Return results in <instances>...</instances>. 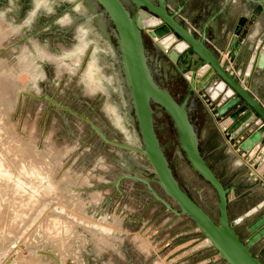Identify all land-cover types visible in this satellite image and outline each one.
I'll list each match as a JSON object with an SVG mask.
<instances>
[{
  "label": "rangeland",
  "instance_id": "1",
  "mask_svg": "<svg viewBox=\"0 0 264 264\" xmlns=\"http://www.w3.org/2000/svg\"><path fill=\"white\" fill-rule=\"evenodd\" d=\"M70 1L0 0V264H224L185 215L163 233V243L151 242L146 229L159 212L164 214L156 225L174 215L155 202L140 229L135 221L152 197L138 182L122 180L119 193L113 187L121 174L152 177L144 157L102 144L81 120L27 97L47 95L88 117L108 139L140 144L119 69L112 65L114 42L80 25L78 5ZM143 41L152 59L146 33ZM159 60L155 79L180 102L186 83L164 55ZM193 100L191 106L198 103ZM153 109L159 143L180 188L216 222L213 189L189 168L169 118ZM205 130L211 143L199 145L200 152L222 184L230 186L243 167L226 144L211 152L217 133ZM255 152H245L247 160ZM250 163L245 174H255L261 184L263 176ZM151 186L177 209L155 183ZM242 209L241 202L229 205L231 217ZM253 217L235 226L240 237ZM259 244L250 251L264 264Z\"/></svg>",
  "mask_w": 264,
  "mask_h": 264
},
{
  "label": "water",
  "instance_id": "2",
  "mask_svg": "<svg viewBox=\"0 0 264 264\" xmlns=\"http://www.w3.org/2000/svg\"><path fill=\"white\" fill-rule=\"evenodd\" d=\"M81 1L100 6L106 16V22L112 26L111 35L115 43L114 63L119 69L124 95L136 122L139 146L108 139L88 117L77 114L47 95L35 97L26 94L27 97L44 99L61 110L64 115L69 114L81 120L88 125L92 134L97 136L102 144L124 150L128 155L135 153L144 157L153 176L143 178L140 175L121 174L113 183L117 193L122 180L138 182L146 188L153 202L160 203L166 211L176 217L187 216L200 233L207 236L210 247L224 264H263L250 249L264 237L262 208L264 203L259 207L258 216L245 227L248 237L245 240L240 239L235 231V225L251 216L253 212H258L259 209L247 213L235 223L229 220L228 197L236 187L224 186L203 158L199 149L197 129L190 117V102L197 96H203V99L210 103L213 114L216 120L221 122V126L222 123H227L225 127L232 141L236 142L238 135L242 134L234 149L242 155L256 147L255 151L257 150L258 153L254 159H251L250 165L258 167L264 162V103L259 102L251 94L246 82H243V77L237 76L232 67L233 59L241 46V40L238 39L239 27L234 29L223 51L229 54V59L226 60L207 46V24L201 26L199 34H195L179 21L180 10L170 11L165 0H128L135 8L133 13L129 12L122 0H78L73 5ZM246 1L258 4L260 7L264 6V0ZM151 17L158 20L157 25L150 29L157 40L173 36L174 42L185 44L186 47L183 51L175 53L173 60L152 40V36L144 31L142 21ZM144 33L152 40L153 47L171 62L175 71L186 83V93L180 102H177L155 79L143 41ZM173 49L174 46L171 45L169 51ZM257 56L259 59L255 61V67L262 68L264 52L259 49ZM180 59L186 64L184 72L179 66ZM204 67L206 73L198 81L197 73ZM214 80L221 84L216 97L208 93V87ZM153 107H157L158 112L164 113L169 118L175 132L176 144L189 168L213 189L217 198L216 222L180 188L175 179L155 131ZM247 140L250 142L248 149L244 147ZM248 157L249 155H244L245 159ZM250 177L255 180V174H250ZM151 183H155L164 196L175 203L177 209L160 196L152 188Z\"/></svg>",
  "mask_w": 264,
  "mask_h": 264
},
{
  "label": "crops",
  "instance_id": "3",
  "mask_svg": "<svg viewBox=\"0 0 264 264\" xmlns=\"http://www.w3.org/2000/svg\"><path fill=\"white\" fill-rule=\"evenodd\" d=\"M187 1L189 3L188 8L183 14L178 16L179 21L186 25V27L195 34H199L201 26L207 24L206 44L215 53L220 54L225 50L234 29L239 27L238 39L241 40V46L233 59L232 67L237 76L240 78L243 77V82H246V87H249L251 94L259 100V102L264 103V61L262 68L255 67V61L259 59V56H257L258 50L261 49L264 52V6L260 7L258 4H253L246 0ZM185 68L186 64H183V72ZM196 98L198 103L191 106L190 117L197 129L199 145H207L211 143L210 135L209 133H206L207 131L205 130L208 126L215 130L218 137V141L210 151L219 152L225 143H223L221 135L217 132L215 122L210 118L208 110L203 105L200 98L198 96ZM198 109H200L201 112H198ZM203 131L204 134H202ZM240 135L242 134L238 135L237 140L240 139ZM256 153H258V151H256L255 154ZM229 154L233 157V161H236L239 166H242L243 168H246L248 163L251 162V160L249 161L246 159V161H242V158L235 157L231 150ZM248 158L250 159V157ZM243 168L237 169V172H235L231 185H234L236 189L231 192L228 197V217L229 220L234 223L247 213L259 209L264 203V176L263 179H261L262 183L259 184L258 178L253 180L251 177H248ZM257 168L259 170H264V162ZM232 201L243 203V209L234 213L231 217L229 213V205ZM154 204L155 202L152 200L149 201L135 221L140 229H142L143 222L145 221L144 213L147 210H151ZM262 208L264 209V206ZM257 211L258 212H253L251 215L254 216L253 219L258 216L260 209ZM163 214L162 212H159V216H157L156 219L153 220V223L146 229V231L151 230L147 238L157 246L165 241V238H162L163 233L169 231L175 222L182 220V217L174 216L165 219L161 225H156L155 223L160 220V217L163 216ZM253 219H251V221ZM239 224L240 223L235 226ZM247 237L248 233L246 230L244 237L239 236L242 240H245ZM259 242L260 244L258 246H260V249L262 250L264 248V237H262ZM179 246H182V244ZM126 263L132 264L133 262L128 260Z\"/></svg>",
  "mask_w": 264,
  "mask_h": 264
},
{
  "label": "flooded vegetation",
  "instance_id": "4",
  "mask_svg": "<svg viewBox=\"0 0 264 264\" xmlns=\"http://www.w3.org/2000/svg\"><path fill=\"white\" fill-rule=\"evenodd\" d=\"M78 0H71V4L76 3ZM124 5L127 7L130 13H133L135 11V8L128 0H122ZM152 1V0H151ZM167 4V8L170 11L174 10H180L179 15L183 14L185 10L188 8V1L187 0H165ZM78 5L76 11H78L77 14V21H79V24L82 25L84 28H87L94 34L100 33L105 39H109L112 42H114L113 37L111 35V28L112 26L106 22V16L102 13V9L100 6L93 4V3H87L86 1H81L80 3H77ZM115 46V43H114ZM146 48V47H145ZM154 56L152 59H149L150 66L152 68L154 77H157L156 68H160V58H162V55L159 51H157L153 47ZM113 68H117L115 64H112ZM180 68L183 67V62H180ZM174 69V67H173ZM175 70V69H174ZM170 93V92H169ZM171 94V93H170ZM173 97V96H172ZM174 98V97H173ZM44 100V99H41ZM45 101V100H44ZM129 108V107H128ZM130 110V109H129ZM150 178V177H148Z\"/></svg>",
  "mask_w": 264,
  "mask_h": 264
},
{
  "label": "bare ground",
  "instance_id": "5",
  "mask_svg": "<svg viewBox=\"0 0 264 264\" xmlns=\"http://www.w3.org/2000/svg\"><path fill=\"white\" fill-rule=\"evenodd\" d=\"M32 17V16H31ZM157 23H158V20L156 19V18H153V17H151L150 19H146V20H143L142 21V26H143V29H144V31L147 33V34H149V35H151L152 36V40L153 41H155L158 45H159V47L160 48H162L163 49V51H166L167 52V54H168V56L173 60L174 59V57H175V53H179V52H181V51H183V49L186 47L185 46V44L184 43H182V42H174L175 41V39H174V37L173 36H167V37H164V38H162V39H160V40H157L155 37H154V35H152V31L150 30L152 27H154L155 25H157ZM174 43V44H173ZM93 45V44H92ZM171 45L172 46H174V49H173V51H169V49H170V47H171ZM101 51V50H100ZM206 71V67H204V68H202L198 73H197V76H196V78L198 79V81L205 75V72ZM188 75V74H187ZM87 80L88 81H90V77L88 76V78H87ZM221 89V84H219V82H217L216 80H214L213 82H212V84L208 87V93H209V95H211L212 97H216V95L218 94V91ZM227 125V123H222V127H225ZM249 145H250V142L247 140V141H245V143H244V147L246 148V149H248V147H249ZM255 149H256V147L253 149V150H250L249 151V155L250 156H252V154L254 153V151H255ZM260 176L261 175H263L264 174V170H259V173H258ZM21 180V179H20ZM23 182V181H22ZM30 186V185H29ZM17 188H18V186H17ZM73 188V187H72ZM71 189V188H70ZM51 204V203H50ZM48 208V207H47ZM66 209H64V211H65ZM63 211V212H64ZM41 215H42V213H41ZM59 217V216H58ZM61 217V216H60ZM40 218V217H39ZM57 220V219H56ZM46 221H49V219L48 220H46ZM59 221V220H58ZM62 221V220H61ZM65 221V220H64ZM66 221H67V219H66ZM53 222V221H52ZM71 222V221H70ZM34 223H35V221H34ZM51 223V222H50ZM55 223V222H54ZM64 223V222H63ZM72 223V222H71ZM87 223V222H86ZM57 224V223H56ZM59 224H61V223H59ZM48 225V224H47ZM66 225V224H65ZM73 225V224H72ZM42 226H44V224L42 225ZM56 226V225H55ZM57 226H58V224H57ZM59 226H62V224L61 225H59ZM64 226V225H63ZM102 226V225H101ZM30 227V226H29ZM54 227V226H53ZM71 227V226H70ZM94 229L95 228H98V226H96V225H93L92 226ZM105 227V226H104ZM45 228V227H44ZM59 228V227H58ZM67 228V227H66ZM65 228V229H66ZM102 228V227H101ZM107 228V227H106ZM56 229V228H55ZM99 229V228H98ZM46 230V229H45ZM67 230V229H66ZM65 230V231H66ZM107 230H109V229H107ZM47 231V230H46ZM63 231H64V228H63ZM68 231V230H67ZM99 231V230H98ZM42 232H44V231H42ZM69 232V231H68ZM114 232V231H113ZM44 233H46V232H44ZM103 233V232H102ZM104 234V233H103ZM110 234V233H109ZM200 234V236L203 238V240L206 242V243H208V245H209V241H208V239H207V236L206 235H204V234H202V233H199ZM112 235V234H111ZM117 237V236H116ZM215 256H218L217 254L215 255ZM53 257V256H52ZM219 257V256H218ZM54 259V258H53ZM28 261V260H27ZM6 262V261H5ZM26 262V261H25ZM19 263V262H18ZM29 263V262H28Z\"/></svg>",
  "mask_w": 264,
  "mask_h": 264
},
{
  "label": "built area",
  "instance_id": "6",
  "mask_svg": "<svg viewBox=\"0 0 264 264\" xmlns=\"http://www.w3.org/2000/svg\"><path fill=\"white\" fill-rule=\"evenodd\" d=\"M219 55H221L223 57V59L228 60L229 59V54L227 52H222ZM200 100L202 101L203 105L206 107V109L209 112V115L211 116V118L213 119V121L215 122V126L219 132V134L221 135V137L224 139L225 144L229 147V149L234 153H238L237 150L234 149L236 143H238V140H236V142L232 141L231 138L229 137V134L227 132V128L226 127H222L221 126V122L216 120L215 115L213 114V109L210 106V103L207 102V100L203 99V96H199ZM245 154H242L241 157H244Z\"/></svg>",
  "mask_w": 264,
  "mask_h": 264
}]
</instances>
